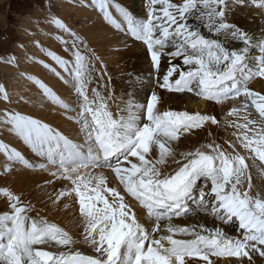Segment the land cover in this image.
Returning <instances> with one entry per match:
<instances>
[{"label":"snow or ice","instance_id":"6c2138e0","mask_svg":"<svg viewBox=\"0 0 264 264\" xmlns=\"http://www.w3.org/2000/svg\"><path fill=\"white\" fill-rule=\"evenodd\" d=\"M234 2L243 5L246 0ZM252 4L264 14V0ZM85 6L95 7L108 24L146 46L159 89L229 104L224 127L232 129L231 139L225 141L227 148L212 139L177 153L174 144L182 136L219 125L217 116L161 111L162 97L156 91L145 104L130 102L119 114L109 109L96 88L90 98L93 61L100 57L49 10L44 25L70 37H55L69 58L41 50L66 75L39 63L71 83L77 106L61 99L42 79L25 78L45 100L73 113L68 119L78 126V139L39 118L5 109L0 126L43 162H30L4 142L0 154L6 158L5 173L20 164L48 171L63 182L48 199L56 206L71 198L80 239L46 217L33 216L34 206L21 193L0 187L8 208L0 213V264H216L214 258H235L234 264L247 258L254 264L253 254L264 257V188L255 186L252 176L255 168L264 177V94L251 89L249 82L264 79V34L255 37L232 23L229 0H147L143 18L113 0H91ZM256 50L253 66L249 53ZM162 57H168L169 64L163 73ZM0 60L16 64L15 56ZM0 100L13 103L4 84ZM138 211L146 217L147 227ZM196 214L234 224L236 235L199 222L184 226L172 222ZM78 245L87 246L90 253Z\"/></svg>","mask_w":264,"mask_h":264},{"label":"bare ground","instance_id":"6f19581e","mask_svg":"<svg viewBox=\"0 0 264 264\" xmlns=\"http://www.w3.org/2000/svg\"><path fill=\"white\" fill-rule=\"evenodd\" d=\"M119 1L122 2L120 3V6L126 8L134 16L138 18L146 17L147 0ZM174 2H182V0H174ZM229 3L231 5L229 19L232 23H235L237 26L255 37H261V35L264 34V14H262L261 9L252 4V0H246L243 5L235 3L234 0H229ZM86 8L90 9V11H87ZM86 8L81 7V9L92 16L97 23H101L100 26L93 28V31L88 30L92 33V40L91 42L86 43L89 45L88 48L94 51V53L100 57V61H102V64L100 61H93L95 66L93 74L99 83L97 91L107 99L109 109L114 114H119L130 102L145 104L151 92L156 91L157 94L162 97V101L158 105L161 111H199L202 114H215L220 120L219 125L209 124L203 129H197L194 130L193 133L182 136L181 139L174 144V149L177 153L198 148L212 139H215L217 143H220L227 148L225 141L231 139L230 133L232 131L231 128L226 129L224 127L226 118L225 114L228 111L229 104L221 106L214 102L204 101L195 97L191 93H172L167 90L159 89L156 84V78L153 74L154 69L151 67L150 55L147 53L146 46H144L142 42L136 41L130 35V38H127L126 35V37L121 38L118 36L119 33L117 35V32L114 29V31L112 30L110 24L103 22V16H97L96 12L98 10L95 9L96 12L93 11L91 6H87ZM111 11L114 12V16L117 19H120L115 8H111ZM101 19H103L102 22ZM34 24L37 25L35 21L24 22L21 29H18V38L10 45L9 50L0 53V57L15 56L11 51H14L18 57H21L20 55L28 50L34 49L35 44L32 41L34 38H41L42 35L37 33L34 34L35 29L29 33V30L26 32L23 31L26 29L23 27L24 25L30 26ZM71 24L73 23L71 22ZM38 27L44 29L40 24ZM43 38V40L46 39L47 41V38ZM20 45H24V47H20ZM62 54H65V51H63ZM249 55L258 56L259 51H250ZM65 57L69 58V53L65 54ZM29 60L30 58L26 56L25 60L20 62L21 64L24 63L22 65L24 69L29 71L34 70V73L48 84L64 101H68L73 96L71 83L66 84L56 76L55 73L49 71V69L45 68L41 63H38V65L35 63L25 64V62H28ZM32 61L35 62V59ZM18 64L19 58H16L15 65H10L4 63L3 60H0V84L6 86L12 100H15V104H12L13 106L8 104L10 105L9 108L14 109L16 106H19L23 112L26 111L25 113H30L29 115H34V117L41 116V118H47L48 121H54L57 125L61 122L66 123L68 130L71 133L69 138L78 139V126L72 120L68 119V116L73 113H66L64 109L45 100L37 87L25 78V74L18 71L10 74V70L17 69ZM168 66V57H162L161 73L166 71ZM56 70L60 72L61 75H66L61 68L57 67ZM27 75H29V73ZM249 86L254 91H260L264 94V79H253L249 82ZM91 89L93 88L88 86V94L90 98L92 96ZM74 96L76 95L74 94ZM21 97H23V99H21ZM5 104L7 103L0 100L1 107H4ZM44 119L43 121H45ZM0 141L16 147L23 155H25V157L31 152L26 145L8 132L3 126H0ZM5 163L6 158L3 154H0V187H8L16 193H21L22 198L25 201H30L34 206L35 211L32 212L33 216L39 214L42 217H46L50 222L57 223L69 231L74 239L79 240L80 229L76 222L77 208L73 205L71 198L61 200L56 206H53L48 199L50 194L54 196L56 191L63 187V182L51 177L48 171H31V169L29 170L20 164L13 165L12 171L10 173H5L3 171ZM108 175L111 183L112 175L110 172ZM252 176L253 184L257 187L264 188V177L260 176L257 169H252ZM44 180L45 182L53 180L55 184L47 183V185H43L42 182ZM34 186L36 187L34 191H32L31 189H33ZM45 189L46 192L40 194L42 191H45ZM65 205H67V207H65ZM6 210H8L7 203H4L2 200L0 202V213H3ZM138 215L140 216L141 222L145 223V226L147 227L148 221L144 214L138 211ZM172 222L180 226L199 222L205 224L207 227H219L229 235H236V226L234 224H222L219 220L204 216L203 214L174 218ZM78 246L85 253H90L91 251L87 246ZM214 259L216 264H228L229 261H232L234 264L235 261V258ZM253 261L254 264H264V257H260L258 254H253ZM189 264H192V262L190 261ZM243 264H249L247 258H244Z\"/></svg>","mask_w":264,"mask_h":264},{"label":"rangeland","instance_id":"374dc122","mask_svg":"<svg viewBox=\"0 0 264 264\" xmlns=\"http://www.w3.org/2000/svg\"><path fill=\"white\" fill-rule=\"evenodd\" d=\"M113 2L115 4H119V5H120V3H122L119 0H113ZM86 3L87 4L89 3V5H90L91 0H0V53L2 51H6V50L10 49V45L14 42V40H16L18 38V36H17L18 29H21L22 24L24 22L35 21L37 23L39 21L40 22L39 24L44 27V29H42V28H39L35 24L30 25V26H27V25L23 26L24 28H26L25 30L22 29L24 32L29 30L28 31V33H29V32H32L33 29H35L34 34H36V33L40 34V35H42V37L39 39H35V38H34V40L32 39L33 40L32 42L35 44L34 49L28 50L24 54L20 55L21 57H18L14 51H11L12 54L15 55L17 59L19 58V64H18L17 69L10 70V74L18 71V72H21L22 74H25L26 76L28 73L31 76H34V77L37 76L34 73V70L29 71L27 69H24L22 66L24 63L23 64L20 63V62H23L25 60L26 56L28 58H30V60L28 62H25V64L26 63H29V64L35 63L36 65H38L39 61H43V62L47 61L44 63L49 64L51 67H55V68L59 67L58 65L55 64L54 61H52L49 57H47L45 55V52L42 51L41 48H43L44 50L54 51L56 54L60 55L61 57L68 59L67 57H65V54H67V52H65V54H62V52L64 51V45L55 39V37L57 35H64V34L60 33L58 30H53V29L46 27L44 25V18L49 15V10H50L51 14H54L55 16L62 18L72 28V30L74 32H76L79 36H81L85 40V42H87V43L91 42L92 33H90L88 30L93 31V28L100 26L101 23H97V21L92 16L85 13L81 9V7L86 8V6H85ZM91 8L95 12H96V10H98L92 6H91ZM86 9H87V11H90V9H88V8H86ZM110 11H111V8H110ZM96 13H97V16H99V17L102 16V14L99 12V10ZM112 14L114 16V12H112ZM102 20L103 19H101V22H102ZM71 22L74 24V26H73V24H71ZM103 22L107 23L105 20ZM113 29L117 32V35L119 33L118 36H120L121 38L126 37V36H127V38H130L129 35H126L124 32L118 31L114 27H112V30ZM43 37L47 38L48 42L46 41V39L43 40L44 39ZM64 38L70 39V37H67L66 35H64ZM37 42H39V46H37ZM88 47H89V45H88ZM36 49H38V50H36ZM256 57H257L256 55L255 56L249 55V62L253 66H254V62H255ZM34 59H35V62L32 61ZM36 61H37V63H36ZM25 68H29V67H25ZM93 73H94V71L91 72L92 79H91V82L88 84V86H91L92 88L97 89V87L99 86V83H98L97 79L94 77ZM37 78H39V77L37 76ZM72 91H69V92H72ZM72 93H73V96L68 101L66 100L65 102H67L71 106L75 107V106H77V98H76V96H74V94H75L74 91ZM71 100H72V102H71ZM14 101H13V103H11V105L15 104ZM7 106H8V108H7ZM9 107H10V105H8V103L5 104L4 107L0 106V112L5 110V109H10ZM15 109L17 111L24 113V114H27V113H25L26 111L23 112L19 106H16V108H14V110ZM29 114L30 113H28V115ZM31 116L34 117V115H31ZM36 118H39L42 121L44 119V118H41V116H36ZM44 120L46 121V123L50 124L52 127L57 128L60 131H62L68 137L70 136L71 133L69 132L66 123L61 122L60 124L57 125L56 122L48 121L47 118ZM0 142H2V141H0ZM26 158L29 159L30 162H32L34 164H39V163L43 162L40 157L35 156V154L32 152H30V154H28L26 156ZM28 169L29 170L31 169V171H38V172L43 171L42 169H39L38 167L28 168ZM42 184L47 185L45 180L42 182ZM50 184H55V182L52 180V183H50ZM35 187L36 186H34L33 189H31V190L34 191ZM42 187H44V186H42ZM44 192H46V189H45V191H42L40 194H42ZM2 200L4 203H6L5 198L4 197L2 198V196H1L0 202Z\"/></svg>","mask_w":264,"mask_h":264}]
</instances>
